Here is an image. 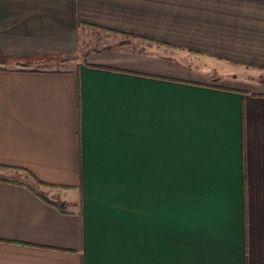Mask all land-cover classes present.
<instances>
[{"label": "crops", "instance_id": "obj_1", "mask_svg": "<svg viewBox=\"0 0 264 264\" xmlns=\"http://www.w3.org/2000/svg\"><path fill=\"white\" fill-rule=\"evenodd\" d=\"M0 57V264H264V0H0Z\"/></svg>", "mask_w": 264, "mask_h": 264}, {"label": "rangeland", "instance_id": "obj_2", "mask_svg": "<svg viewBox=\"0 0 264 264\" xmlns=\"http://www.w3.org/2000/svg\"><path fill=\"white\" fill-rule=\"evenodd\" d=\"M94 38H98V39L102 40V41H100L101 43H104V41H103L104 38L102 39V37H99V36L90 37V39H94ZM88 39H89V37H88ZM82 44L83 43H81V45ZM91 46H92V44H91ZM82 48L83 47L81 46L79 51L75 54H72V55H64V56L62 55V56H55V57H51V58H49V57L48 58H35L32 61H29L28 63H26L28 65H24V64L18 63L16 61H10L9 66H12V67L25 66V67L33 68V69L59 70V71L70 70V69H73L75 67L77 62H79L85 58V54H84ZM189 58L191 59V63H195L197 65L201 61L200 58H194V57H189ZM221 68H224V65H220V67L216 66L215 70L219 71L220 73H222V72L226 73L229 68L232 69V66L226 65V68H224V69H226V71L224 69H221ZM196 71H198L200 75L202 74L201 73L202 71L197 70V69H196Z\"/></svg>", "mask_w": 264, "mask_h": 264}, {"label": "trees", "instance_id": "obj_3", "mask_svg": "<svg viewBox=\"0 0 264 264\" xmlns=\"http://www.w3.org/2000/svg\"><path fill=\"white\" fill-rule=\"evenodd\" d=\"M56 56V55H55ZM54 55H47V56H43V57H34V58H27V59H25V61H24V65H28V64H26V63H28L29 61H32L33 59H35V58H51V57H55ZM8 60V58H5V57H0V63H4V62H6ZM41 197H43V196H41Z\"/></svg>", "mask_w": 264, "mask_h": 264}]
</instances>
